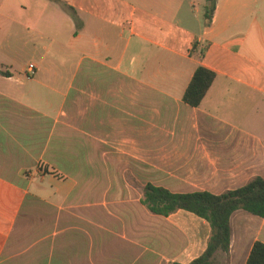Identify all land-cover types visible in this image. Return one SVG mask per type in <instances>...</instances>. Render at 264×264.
Returning <instances> with one entry per match:
<instances>
[{"label": "crops", "instance_id": "0c3cea01", "mask_svg": "<svg viewBox=\"0 0 264 264\" xmlns=\"http://www.w3.org/2000/svg\"><path fill=\"white\" fill-rule=\"evenodd\" d=\"M60 1L75 18L52 0H0V70L9 74L0 75V264L25 201L61 208L78 186L44 159L58 122L76 118L79 137L139 141L131 154L161 175L148 182L174 193L217 195L264 179V116L234 110L243 101L264 108V0H216L210 24L205 0ZM24 51L35 60L32 76L12 63ZM199 65L216 78L191 107L182 96ZM41 162L50 165L46 172L38 171ZM178 214L193 215L160 217ZM200 220V239L169 258L95 243L87 257L83 245L62 243L21 262L189 264L207 247L210 227ZM230 228L229 251L216 262L245 264L253 243H264V218L240 209Z\"/></svg>", "mask_w": 264, "mask_h": 264}, {"label": "rangeland", "instance_id": "374dc122", "mask_svg": "<svg viewBox=\"0 0 264 264\" xmlns=\"http://www.w3.org/2000/svg\"><path fill=\"white\" fill-rule=\"evenodd\" d=\"M32 60L24 51L12 63L22 68ZM251 109L245 101L234 107L238 116H264V108ZM77 126L76 118L69 125L54 124L52 148L49 144L44 158L57 174L75 176L77 188L61 208L39 199L25 201L3 253L7 264L45 258L53 245L56 250L62 243L83 245L81 253L87 257L95 243L107 252L124 253L132 247L135 253L143 250L149 260L169 258L191 238L196 242L200 239L194 233L206 226L200 219L189 214L163 218L140 203L145 183L162 180L160 172L141 162V156L131 154L139 141L124 136L101 141L79 137ZM90 127L92 130V124Z\"/></svg>", "mask_w": 264, "mask_h": 264}, {"label": "trees", "instance_id": "16d2710c", "mask_svg": "<svg viewBox=\"0 0 264 264\" xmlns=\"http://www.w3.org/2000/svg\"><path fill=\"white\" fill-rule=\"evenodd\" d=\"M75 18L76 11L60 0H52ZM205 23L210 24L215 9L216 0H205ZM80 30L76 25L75 34ZM196 41L194 45H196ZM203 53H198L201 58ZM0 75L8 76L7 71L0 70ZM216 73L202 65L195 69L184 93L182 101L198 107L207 91L213 84ZM140 203L153 215L167 217L170 214L183 210L207 222L210 235L205 251L189 264H217V253H228L230 245V217L237 210H245L253 215L264 218V179L255 177L246 185L227 190L221 194H212L207 191L190 193H174L169 189L145 183ZM179 264V263H173ZM245 264H264V243L255 241L251 247Z\"/></svg>", "mask_w": 264, "mask_h": 264}, {"label": "built area", "instance_id": "2783aa9c", "mask_svg": "<svg viewBox=\"0 0 264 264\" xmlns=\"http://www.w3.org/2000/svg\"><path fill=\"white\" fill-rule=\"evenodd\" d=\"M35 70H36V66L34 63L27 64V66H26L27 76L34 75ZM37 168H38V171H40L41 173L47 171V169H48L47 165L45 163H42V162L37 165Z\"/></svg>", "mask_w": 264, "mask_h": 264}]
</instances>
